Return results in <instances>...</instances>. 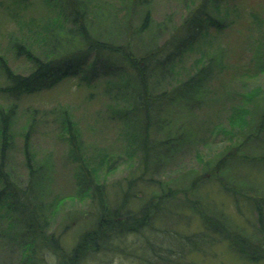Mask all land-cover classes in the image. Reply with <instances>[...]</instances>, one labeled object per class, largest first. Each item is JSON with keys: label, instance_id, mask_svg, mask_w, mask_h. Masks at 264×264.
<instances>
[{"label": "rangeland", "instance_id": "obj_1", "mask_svg": "<svg viewBox=\"0 0 264 264\" xmlns=\"http://www.w3.org/2000/svg\"><path fill=\"white\" fill-rule=\"evenodd\" d=\"M138 1L132 4V0H111L117 8L115 24L120 27L118 33L114 30L117 43L124 41L122 25L130 13L129 6L134 5L129 21L133 29L138 28L144 13L149 11L147 28L135 34L127 47L136 58L147 49L162 46L172 33L181 31L183 18L200 0ZM16 10L19 19L25 21L31 17L41 18L45 9L40 0H26V4ZM208 14L224 20L221 28L205 23L207 33L185 51H180L173 73H162L163 76L157 73L150 78V83L157 82L152 87L156 93L204 66L209 56L213 60V75L206 81L203 95L199 94L202 96L199 104H195L192 111L179 109L175 115L179 120L171 117V127L183 125L187 118L183 127L186 136L177 145L175 154L168 156L159 173L154 175V178H161L165 189H171L168 200L176 205H167L170 212L165 210V214L155 220V227L170 226V230L198 237L204 233L207 238L199 241L196 247L182 248L169 263L160 264H264L263 260L253 261L235 251L226 238L204 228L201 218L202 212L214 213L224 221L227 229L251 232L255 212L249 199L264 196V0H222L216 7L210 2ZM18 27L17 17L0 2V46L7 45L10 33L18 31ZM26 30L23 29L25 34ZM200 52L204 53L203 58L197 60ZM4 53L13 70L23 73L29 70V63L22 55L14 57L9 51ZM116 71L98 72L89 82L81 77L64 78L51 89L27 95L19 101L21 110L35 108L40 120L33 128L31 145L37 161L47 159L51 165L43 183L49 190L44 198L48 201L53 200V196L65 197L49 214L45 231L47 236L59 237L64 251L70 250L79 233L88 226L93 205L89 197L79 199L72 194L75 168L68 160L67 144L54 129L53 111L68 110L80 128L90 159L94 160L97 154L121 155L114 168L100 169L110 200H114L117 190L126 189L130 183V191L137 197L129 205L137 209L142 201L155 196L161 189L158 184H148L144 180L147 173L139 178L142 171L140 152H123V149L126 151L125 139L123 135L118 136L122 121L111 117L107 106L112 100L106 88L118 91L122 86L124 76L116 75ZM18 123H24V117L20 116ZM151 135L159 139L162 133L151 132ZM220 157L224 161L217 168L215 164ZM8 168L12 181L24 187L28 176L20 151L15 152ZM5 200L0 205V264H54L56 255L48 244L34 247L35 253L30 257L33 263L24 260L29 254L23 246V239L27 237L22 236V229L13 220L16 214L8 211L3 203ZM123 239L126 251L137 254L144 237L129 233ZM137 260L136 255L105 251L90 255L82 263L138 264Z\"/></svg>", "mask_w": 264, "mask_h": 264}, {"label": "trees", "instance_id": "obj_2", "mask_svg": "<svg viewBox=\"0 0 264 264\" xmlns=\"http://www.w3.org/2000/svg\"><path fill=\"white\" fill-rule=\"evenodd\" d=\"M40 1L45 9L41 18L31 17L25 21L19 19L16 9L24 6L26 0L0 1L8 12L17 17L19 25L18 31L10 33L7 45L0 46V205L6 199L3 203L10 213L16 214L13 220L22 229V236L29 238L23 239V246L29 253L24 260L33 263L30 257L35 253L34 247L48 244L56 255L54 264H83L90 255L105 251L136 255L138 264L169 263L182 248L198 246L199 241L206 240L207 235L202 233L198 237L197 234L170 230V226L155 227V220L164 215L165 210L170 212L167 205H176L168 200L171 199V189H165L161 178H154V175L159 173L168 156L175 154L177 145L186 136L183 127L187 118L184 126L178 124L171 127V117L178 115L179 109L192 111L193 106L199 104L202 97L199 94L203 95L205 83L213 75V60L209 56L204 66L156 93L152 87L157 82L150 83V78L157 73L161 76L166 72L172 74L180 51H185L193 41L207 33L205 23L221 28L224 20L211 18L208 6L212 2L216 7L222 0H200L183 18L181 31L172 33L162 46L147 49L140 58H136L127 47L135 34L147 28L148 10L138 28L133 29L129 21L134 5L129 6L130 13L122 25L124 41L117 43L114 41V30L118 33L120 27L115 24L118 20L117 8L111 0ZM136 2L139 1L132 0V4ZM23 29H27V34ZM5 51L14 57L22 55L29 63V70L25 73L13 70ZM203 54L200 52L196 59H202ZM114 70H117L116 75L124 76L118 90L122 91L118 94V91L106 88L112 100L107 106L110 116L122 121L118 136L123 135L125 139L126 151L123 149V152H140L142 171L139 178L147 173L144 180L148 184H158L161 189L155 196L142 201L137 209L129 205L137 197L136 193L130 191V183L126 189L117 190L114 200H110L100 177V169L114 168L121 155L97 154L96 160L90 159L80 128L68 110L53 111L51 121L54 129L67 144L68 160L75 168L72 172V194L79 199L89 197V203L93 205L88 226L79 233L70 250L64 251L59 237L53 234L47 236L45 231L49 214L58 208L65 197L53 196V200L48 201L44 198L49 190L43 187V183L51 165L47 159L38 162L31 145L33 128L40 120L35 108L21 110L19 101L27 95L51 89L64 78L81 77L89 82L98 72L108 74ZM160 75L158 77L162 78ZM20 116L24 117L21 125L18 123ZM174 118L179 120L176 116ZM151 132H161L162 136L159 139L151 138ZM17 150L22 153L27 170L28 180L24 187L12 181L8 168ZM223 161V157H220L215 166L221 167ZM249 201L255 212L251 232L245 233L239 228L227 229L224 221L210 212H202V223L207 230L226 238L230 246L244 257L264 261V196H251ZM129 233L144 237L137 254L126 251L123 238Z\"/></svg>", "mask_w": 264, "mask_h": 264}]
</instances>
